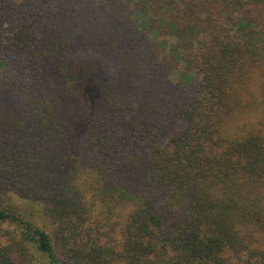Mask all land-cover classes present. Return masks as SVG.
<instances>
[{
	"label": "trees",
	"instance_id": "1",
	"mask_svg": "<svg viewBox=\"0 0 264 264\" xmlns=\"http://www.w3.org/2000/svg\"><path fill=\"white\" fill-rule=\"evenodd\" d=\"M0 181V264H264V0H0Z\"/></svg>",
	"mask_w": 264,
	"mask_h": 264
},
{
	"label": "rangeland",
	"instance_id": "2",
	"mask_svg": "<svg viewBox=\"0 0 264 264\" xmlns=\"http://www.w3.org/2000/svg\"><path fill=\"white\" fill-rule=\"evenodd\" d=\"M176 74H177V72L175 71V73L172 74V77L175 78ZM243 117H245V115H243ZM253 117H254V115L250 116V118L254 119ZM242 121L243 120H241L238 123H241ZM0 188L4 192H6L5 196L7 197V199L10 200L14 205L20 207L22 210H28V211L32 210L33 212H34V210H37V208H38L37 204L32 202L29 198L27 199L24 197H20V195H17L13 189L11 190L6 184H4L1 181H0ZM36 220H37V222H39V224H42V225L44 224L43 220L40 217H37Z\"/></svg>",
	"mask_w": 264,
	"mask_h": 264
}]
</instances>
